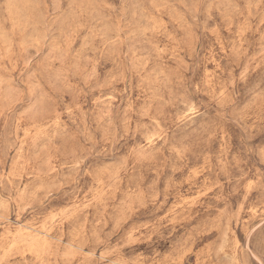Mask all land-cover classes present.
Masks as SVG:
<instances>
[{
  "label": "rangeland",
  "instance_id": "rangeland-1",
  "mask_svg": "<svg viewBox=\"0 0 264 264\" xmlns=\"http://www.w3.org/2000/svg\"><path fill=\"white\" fill-rule=\"evenodd\" d=\"M0 264H264V0H0Z\"/></svg>",
  "mask_w": 264,
  "mask_h": 264
},
{
  "label": "bare ground",
  "instance_id": "bare-ground-1",
  "mask_svg": "<svg viewBox=\"0 0 264 264\" xmlns=\"http://www.w3.org/2000/svg\"><path fill=\"white\" fill-rule=\"evenodd\" d=\"M206 260V259H205Z\"/></svg>",
  "mask_w": 264,
  "mask_h": 264
}]
</instances>
